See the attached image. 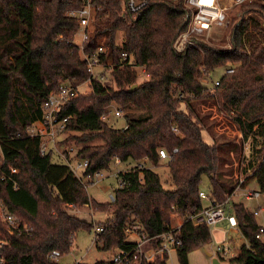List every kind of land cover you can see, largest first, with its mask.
<instances>
[{"label": "trees", "instance_id": "1", "mask_svg": "<svg viewBox=\"0 0 264 264\" xmlns=\"http://www.w3.org/2000/svg\"><path fill=\"white\" fill-rule=\"evenodd\" d=\"M123 1L92 2L97 10L83 49L92 54L102 44L100 63L106 66L108 57L124 66L104 70L103 81L96 77L86 82L90 76L73 43L78 22L67 16L68 11L82 8L83 0H0V174L7 176L0 179V203L30 229L28 234L10 236L0 223L5 264H57L48 258L52 251L60 257L69 253L78 230L96 227L103 229L94 233L102 250L131 252L135 245L124 234L131 219L151 239L143 249L157 250L155 238L170 229L171 215L182 219L177 262L188 264L189 254L211 241L208 226L190 221L206 206L198 196L203 175L209 178L208 197L217 202L230 197L238 185L226 173L232 174L233 168L243 177L242 186L255 182L264 193V25L252 16L242 18L232 28L226 49L198 40L195 47L178 49L189 12L183 2L147 0L132 19L124 14ZM248 7L263 9L257 3L242 6ZM122 54L143 66L148 78L137 83L136 71L121 59ZM230 66L233 73L222 75L219 87L210 89L201 82L216 69ZM64 82L78 87L58 115L69 117L67 130L78 134L65 141L74 140L75 157L88 160L83 176L108 171L116 160L136 166L147 159L152 167L167 170L165 183L174 188H164L150 168L120 172L122 185L113 191L115 203L109 207L90 199L66 165L52 162V153L40 155L39 139L30 138L27 130L42 119L41 105ZM83 84L89 92L79 93ZM133 85L137 88L130 92ZM111 104L123 113L124 130L101 119ZM217 118L225 119L230 137L225 129L221 137L214 136V122L222 128ZM205 133L210 141L204 139ZM243 143L247 157L242 154ZM160 149L167 152L166 160L158 158ZM86 205L110 217L93 224L69 213ZM228 212L246 243L233 247L235 254L227 263L264 264V227L262 238L256 239L262 226L252 211L230 202ZM216 257L224 262L219 253ZM167 259L156 254L152 261L138 264H167Z\"/></svg>", "mask_w": 264, "mask_h": 264}, {"label": "built area", "instance_id": "2", "mask_svg": "<svg viewBox=\"0 0 264 264\" xmlns=\"http://www.w3.org/2000/svg\"><path fill=\"white\" fill-rule=\"evenodd\" d=\"M95 0H83L84 6L80 9L70 10L67 12V16L74 18L78 22L79 31L81 30V44L78 46L80 51L81 60L85 62L87 72L90 78L86 81H90L91 78L98 77L101 81L105 79L103 71L107 68L112 69L113 67H122L124 64H115L112 60L106 57L107 64L102 65L100 63V55L105 52L103 45H99L94 53L86 54L83 49V43L87 40L88 34L92 29V22L95 18L96 7L93 6L92 2ZM170 2H183L184 6L188 9L186 14V28L179 36V43L184 47H195L196 39L194 36L200 35L208 30L212 29L214 26H221L228 24V16L233 9L241 8L244 4L259 1V0H166ZM147 4V0H124L122 2V8L124 14L128 15L130 18L134 19L137 15L144 9ZM78 31V32H79ZM121 59H127V65L134 71L137 75L145 79L148 78V74L143 66L134 65L129 57L126 54L121 55ZM121 63V62H120ZM205 71V70H204ZM234 67H226L224 69L223 75L232 74ZM207 79L209 82H207ZM203 79L202 83L204 85H210L212 89H215L220 86V78L210 81V77ZM85 82V83H86ZM87 84V83H86ZM77 86L72 85L71 83L64 82L61 83L56 92L49 94L46 101L41 105L42 119L35 122L27 130V134L30 138L36 137L39 139V153L40 155H46L52 153L53 158H58L62 161V164L66 165L69 171L76 177L83 187L87 190L88 187L97 184L100 180L104 178L102 174L103 171L96 172L93 175L83 176L86 168L88 167V160H78L76 156V150L74 147H67L65 145L62 149H59V143L61 134H64L67 131L68 122L70 121L69 117L60 118L58 113L60 112L62 106L66 104L70 99L77 95ZM122 112L119 109L114 111L115 117H121ZM107 115L101 117L102 120L106 119ZM126 128V124L123 130ZM172 132L177 134L178 131L176 128H172ZM237 136L241 138V134L238 133ZM247 147V143H243V155L244 150ZM177 150L174 149L173 153ZM158 158L161 160H166L168 154L164 149L158 151ZM119 162L118 160H116ZM148 163L147 159H143L138 163L133 169L127 171L139 172L141 173L144 169H149L146 166ZM1 165V162H0ZM11 174H16L15 169H10ZM120 173V172H119ZM118 173V174H119ZM118 174L112 175L116 178L118 185H122V181L117 178ZM6 173L1 172L0 179L4 181L6 179ZM141 177V174H140ZM243 180L239 181V186H242ZM15 188V183L13 184ZM243 188V187H242ZM245 190V189H244ZM247 193V192H246ZM201 200L207 202V205L199 211L196 215L190 218V221L193 225H206L209 228L213 227L223 221L227 222L229 229H237L236 220L233 215L227 213L229 203L231 202L230 197L226 198L222 202H217L208 197V194L203 193L202 191L198 194ZM260 196L259 191L250 190L244 199L247 201L258 199ZM115 203L114 193L108 195V204L112 206ZM87 207V205H86ZM260 211L258 206L253 214L256 216ZM0 221L4 226L5 231L8 235L13 236L16 232H23L25 234L29 233V227L24 223L17 215L8 211L3 204H0ZM175 226H172L170 222V229L157 236L155 239H159L158 249L151 248L149 251H144V246L148 244L151 239H148L146 234L143 231V228L139 222L136 220H129L125 223L124 234L128 242H131L135 245V249L131 252L116 250V254L107 261V263L118 264L120 262L126 261L131 262L132 264H138L143 259L147 262L152 261L156 254L166 255L174 251L176 247L181 246V240L178 237L180 226L182 225V220L178 223L176 221ZM94 233H100L103 231L102 227H96ZM263 233V227L260 229L259 234L256 235V239H261ZM130 238H133L130 240ZM230 242H227L225 245H220L217 248L216 253H219L222 257L229 255L233 257V250ZM215 253V255H216ZM49 260L53 263H57L60 258V253L58 251H52L48 256ZM5 259L0 253V264H5ZM106 263V262H105Z\"/></svg>", "mask_w": 264, "mask_h": 264}, {"label": "rangeland", "instance_id": "3", "mask_svg": "<svg viewBox=\"0 0 264 264\" xmlns=\"http://www.w3.org/2000/svg\"><path fill=\"white\" fill-rule=\"evenodd\" d=\"M251 3H257L261 7H263L262 10H249L250 8H238L231 10L232 12L228 16V24L221 25V26H214L212 29L208 30L207 32H204L200 35L194 36L193 38L203 42V43H212L217 46H219L221 49H226L229 44V37L232 28L238 23L242 18L246 19L249 16H252L256 18L258 21H260L264 25V0L254 1L246 4ZM245 5V4H244ZM248 9V10H247ZM81 33L80 30L74 37L73 43L77 46L81 44ZM116 42L120 44L122 42V34L118 33L116 35ZM178 49L182 48V44L178 43ZM218 68L215 71H213L211 74L209 73L206 77H203L201 79V82L203 79H207V77H210V81H213L214 79H219L224 74V69ZM144 78L140 75L138 76L137 83L143 81ZM207 82L209 80L207 79ZM210 89V85H206ZM89 87L86 84H83L79 88V93H87L89 92ZM117 108L115 104H111L107 111L108 114L106 116L105 122L108 126L115 128V129H123L125 126V120L123 117V113L121 117H115L114 111ZM218 120V118H217ZM221 121L222 128L219 129L220 124L218 125L216 122H214L213 126V134L215 137H221L220 133H222L221 130H224L227 136L230 135L229 133V127L227 126V122H225L224 118H219ZM218 120V121H219ZM78 134L75 132L66 131L64 134H61L58 139H60L59 143V149H62L65 147V145H68L67 147L71 146L74 147V140L70 139L69 141H65L67 137L69 136H77ZM230 137V136H229ZM204 139L207 141H210L209 135L205 133ZM76 150V149H75ZM243 153V151H242ZM249 154V151L247 147L244 150V155L247 157ZM234 159V158H232ZM1 162V158H0ZM53 163L62 164V161L58 158L52 159ZM164 161H160L159 164H162ZM237 162H234L233 167H236ZM135 166V164L131 161H128L126 163H119L117 161H114L108 171H103L102 174L104 175V178L100 180L97 184L90 186L87 188V194L96 203L101 204H108V195L110 193H113V191L118 187V183L116 181L115 177H112V175L118 174L119 172H126L129 168ZM146 166L155 172L158 173L160 176L161 183L164 188L166 189H173L174 187L172 184L165 183L166 179L169 177L168 172L165 168H157L152 167L149 163H146ZM234 170V168H233ZM232 170V174L230 173V170L227 173V176L233 178L236 180L235 190L232 194V197H230V200L236 204H242L244 207H246L249 211H254L258 206L260 207L259 215L256 216V220L258 223L262 226H264V193L260 192L257 184L255 182H250L249 184H245L243 186H239V181L243 180V177L240 176L238 173L234 172ZM231 174V175H230ZM169 179V178H168ZM247 183V182H246ZM243 187V188H242ZM210 184H209V178L207 175H203L201 179L200 184V191H202L205 194L209 193ZM245 189V190H244ZM250 190H256L259 191L260 196L258 199H253L250 201H246L244 199V195L248 193ZM247 192V193H246ZM226 199V198H225ZM1 204V203H0ZM207 203L204 202V205ZM109 205V204H108ZM83 206L82 208L78 209H69V213L71 215H75L80 220H83L87 223H98L106 221L110 214L107 212H98L92 209L91 206ZM110 207V206H109ZM171 224L172 226H175L176 221L178 223L180 220H182L179 216L171 215L170 216ZM1 223V221H0ZM4 227V226H3ZM210 234H211V241L209 244H207L205 247L199 248L197 250L192 251L188 256V264H211L212 258H217L215 253L217 251V248L220 245H225L227 242H230L232 247H238L242 244H245L246 241L240 234V232L237 229H229L227 223L226 224H217L213 227H210ZM94 229L91 231H87L84 229L78 230L74 234V238L72 241V244L70 246L69 253L62 255L59 259L57 264H98L101 262H107L109 261L114 254H116L115 250H102L101 244L96 243L94 240ZM133 238H130L132 240ZM231 240V241H230ZM151 246H148L144 249V251L148 252L149 249H151ZM233 254H235V249L232 248ZM230 255V254H229ZM229 255L223 256L224 263H227L228 259L231 258ZM167 264H178L175 252L172 251L167 259Z\"/></svg>", "mask_w": 264, "mask_h": 264}, {"label": "water", "instance_id": "4", "mask_svg": "<svg viewBox=\"0 0 264 264\" xmlns=\"http://www.w3.org/2000/svg\"><path fill=\"white\" fill-rule=\"evenodd\" d=\"M136 88H137V86H136V85H133V86L129 89V91L131 92V91L135 90ZM211 264H228V263L221 262V261H219L217 258H212V262H211Z\"/></svg>", "mask_w": 264, "mask_h": 264}, {"label": "crops", "instance_id": "5", "mask_svg": "<svg viewBox=\"0 0 264 264\" xmlns=\"http://www.w3.org/2000/svg\"><path fill=\"white\" fill-rule=\"evenodd\" d=\"M231 202H232V201H231ZM206 203H207V202H206ZM206 205H207V204H206ZM85 208H86V207H85ZM87 208H88V207H87ZM228 214H230V213L228 212ZM257 215H259V213H258ZM257 215H256V216H257ZM256 216H255V217H256ZM226 223H227L226 221H223V222H221V223H219V224H222V225H223V224H226ZM257 223H258V221H257ZM258 225H259V226H262V225H260L259 223H258ZM262 227H264V226H262Z\"/></svg>", "mask_w": 264, "mask_h": 264}]
</instances>
